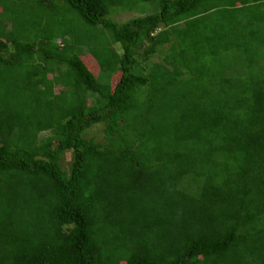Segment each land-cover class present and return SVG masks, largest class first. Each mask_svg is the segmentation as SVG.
Segmentation results:
<instances>
[{
  "label": "trees",
  "instance_id": "obj_1",
  "mask_svg": "<svg viewBox=\"0 0 264 264\" xmlns=\"http://www.w3.org/2000/svg\"><path fill=\"white\" fill-rule=\"evenodd\" d=\"M0 264H264V0H0Z\"/></svg>",
  "mask_w": 264,
  "mask_h": 264
},
{
  "label": "rangeland",
  "instance_id": "obj_2",
  "mask_svg": "<svg viewBox=\"0 0 264 264\" xmlns=\"http://www.w3.org/2000/svg\"><path fill=\"white\" fill-rule=\"evenodd\" d=\"M149 5V4H148ZM152 6L149 5L148 6V13L153 12L154 10H152L151 8ZM140 15V12L138 11H128V12H124V13H120V14H116V19L121 21V22H125L127 20H130L131 18ZM84 61L86 62L87 66L92 69L95 73L98 72V68H97V64L93 61V59L90 56H84ZM49 134L48 132H44L42 133L43 135H47ZM94 135L96 137L97 140L102 141L104 138V133H103V127L101 125H97L95 126L93 129H91V133H89V135ZM67 159L71 160V156L70 154L67 155ZM66 159V161H67Z\"/></svg>",
  "mask_w": 264,
  "mask_h": 264
}]
</instances>
